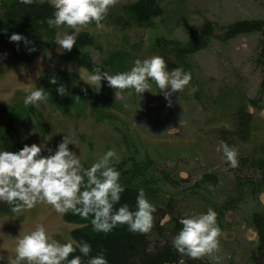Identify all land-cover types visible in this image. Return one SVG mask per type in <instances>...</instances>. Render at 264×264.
<instances>
[{
    "label": "rangeland",
    "instance_id": "rangeland-1",
    "mask_svg": "<svg viewBox=\"0 0 264 264\" xmlns=\"http://www.w3.org/2000/svg\"><path fill=\"white\" fill-rule=\"evenodd\" d=\"M37 1L52 4V0ZM133 1L115 0L110 8L116 9ZM160 3L165 11V22L158 23L154 29L120 33L102 24L101 27H81L79 32L93 35L112 49L129 50L133 47L136 54L116 70L120 72L128 70L137 58L157 55L151 53L149 43L158 34L183 39L186 25L198 24L204 19L217 25L264 19V0H160ZM66 31L72 29L58 33ZM258 40L259 35L252 34L226 44L214 42L207 50L197 54L192 60L194 81L172 94L170 106L154 84L150 92H145L139 100L131 90H124L121 96H115L114 90L102 81L104 90L98 108L126 121L129 127L127 133L140 146L141 155L152 157L159 170L170 174L172 182L159 183L157 195L160 203L173 202L174 212L181 218L205 212L208 208L217 213L221 235L218 238L219 250L214 255L220 259L200 258L208 264H255L264 260L261 240L264 229H260L259 225V222L264 224V188L255 190L252 187L259 185L261 174L256 172L252 181L248 169L237 171L230 167L222 152L217 150L219 140L215 134L218 129L228 126V118L240 101L255 96L260 81L264 79V68L257 67L253 62ZM9 52V40L0 35V106L10 103L16 93H24V83H33L40 88L45 78L60 72L72 73L84 83V74L78 75L77 71L81 66L61 59L55 39L48 49L36 53L27 64L14 65ZM87 88L82 113L69 118L51 113V108L43 101L49 115L48 132L42 137L30 126L26 144L46 143L47 147L54 149L61 137L66 136L72 141L69 148L79 155L82 165L91 164L111 148L118 156L112 161L115 168L127 169L119 135L90 112L93 90ZM248 111L253 112L252 109ZM252 128L250 141L236 146L237 160L239 156L250 160L264 158V108L254 114ZM205 173L213 174L214 188L206 185L200 193L186 190ZM65 221V215L61 218L44 202L0 216V234H3L0 236V256L5 257L0 264H10L15 256L13 238L37 222L43 223L55 239L67 241L77 225ZM163 225L168 232L172 225L171 217H166ZM167 236L164 234V237Z\"/></svg>",
    "mask_w": 264,
    "mask_h": 264
},
{
    "label": "trees",
    "instance_id": "trees-1",
    "mask_svg": "<svg viewBox=\"0 0 264 264\" xmlns=\"http://www.w3.org/2000/svg\"><path fill=\"white\" fill-rule=\"evenodd\" d=\"M52 13L53 9L48 2L33 0L31 4H25L23 0H0L1 37L8 39L13 33L21 34L31 41L28 47L35 49L29 52L23 42L9 41V57L14 65L31 62L36 53L49 48L60 30L68 29L63 25L58 28L50 27L46 21ZM164 22L165 11L160 0H135L120 5L116 9L109 8L101 25L126 33L135 29H154L158 23L164 24ZM89 25L96 26L91 23ZM252 34L259 35L253 62L257 67L264 68V19L259 18L237 20L224 25H217L204 19L198 24L186 25L183 39L161 33L151 39L149 47L151 53L164 58L169 69L182 67L189 71L191 73L189 83H192L195 76L192 60L197 54L207 50L214 42L226 44L238 37ZM131 48L129 50L112 49L104 46L93 35L79 32L71 51H61L60 57L64 61H73L89 71L94 67H101V70L114 74L128 58L130 60V57L136 54V50ZM53 77L56 78L57 84L49 83ZM60 84H63L66 90L63 96L56 92ZM101 84L99 93L92 91L90 95V112L98 121L106 122L117 132L125 150L123 159L128 164V168L124 169L120 166L116 168L120 172V181L125 186L120 203H127L133 207L137 189L142 187L147 199L156 207V212L153 214V227L149 232L140 234L129 232L125 225H118L105 235L93 231L89 222L91 217L85 220L67 213L65 222L77 225L70 232V238L87 241L92 247L90 256L103 251L108 264H208L201 259L182 256L172 247V238L181 227L178 223L181 217L174 212L173 202L160 203L157 195L159 183L170 181V174L168 171L159 170L152 157L146 154L141 155L140 146L135 144L133 136L127 133L129 127L126 121L120 120L114 113L98 108L104 90V84L102 82ZM40 88L48 92L47 99L43 101L51 108V113L63 118L82 113L88 88L76 75L60 72L56 76L45 78ZM24 95L25 93L18 92L10 103L0 106V149L19 150L26 144L30 126L42 137L48 132L49 115L45 111L43 101L34 105H25ZM263 108L264 79L260 81L255 96L245 98L235 106L228 118V126L215 131L219 142L223 140L235 148L240 144L248 143L252 137L254 114ZM248 109H252L253 112H249ZM90 165L82 166L87 168ZM234 168L237 171L248 169L252 181L256 172L261 174L259 185L252 187L255 190L264 188V158L250 160L248 157L239 156L238 165ZM213 177V174L205 173L186 190L191 192L196 190L200 193L206 185L214 188L216 182ZM14 212L11 206L0 202V216L11 215ZM166 217H171L172 224L168 232L163 225ZM259 225L260 229H264V224L259 222ZM164 234L168 236L164 237ZM261 240L264 244V238ZM78 254V252L74 253V255ZM255 264H264V260L256 261Z\"/></svg>",
    "mask_w": 264,
    "mask_h": 264
},
{
    "label": "clouds",
    "instance_id": "clouds-1",
    "mask_svg": "<svg viewBox=\"0 0 264 264\" xmlns=\"http://www.w3.org/2000/svg\"><path fill=\"white\" fill-rule=\"evenodd\" d=\"M31 4L33 0H23ZM115 0H52V16L47 19L50 27L72 29L58 33L55 44L60 51H71L80 28L91 24L101 27L109 8ZM10 42H23L27 51H34L26 37L13 33ZM101 67L91 71L80 67L78 75L84 74V84L99 93L102 81L121 96L124 90H131L139 100L150 92L153 84L159 89L168 105L173 93L184 89L191 80V73L182 67L169 69L162 56L153 55L132 61L126 71L110 74ZM49 83L57 84L55 77ZM23 103L34 105L47 99L48 92L33 83H24ZM58 95H65V87L56 88ZM72 141L62 136L55 148L46 143L24 144L19 150L0 149V202L11 206L12 211L32 208L44 202L62 218L71 213L82 219H90L94 232L108 234L118 225H125L131 233H147L153 227L156 207L144 192L138 188L135 204L130 207L120 203L125 186L120 181V172L112 161L118 159L113 149L103 152L87 168L83 167L79 155L69 148ZM230 167L238 165L237 150L221 140L217 148ZM46 153V154H43ZM119 205V206H117ZM217 213L208 208L205 212L182 217L181 225L172 238L171 245L176 252L191 259L208 256L219 261L214 255L219 250L221 228L217 224ZM3 236V234H0ZM15 241L14 259L10 264H108L103 251L90 256L91 245L84 240L69 238L65 242L49 234L43 223L37 222L29 230L20 231ZM79 253L74 255V253ZM5 257L0 256V262Z\"/></svg>",
    "mask_w": 264,
    "mask_h": 264
}]
</instances>
